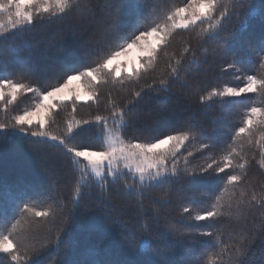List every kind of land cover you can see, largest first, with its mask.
Returning <instances> with one entry per match:
<instances>
[{"label":"snow or ice","instance_id":"obj_1","mask_svg":"<svg viewBox=\"0 0 264 264\" xmlns=\"http://www.w3.org/2000/svg\"><path fill=\"white\" fill-rule=\"evenodd\" d=\"M158 3L159 0H137L132 7L147 10L144 17L147 26L143 31L136 26L128 32L120 24L121 8L128 7L121 0L105 4L104 12L108 15L103 20L96 16L93 0H0V113H3L0 117V141L22 134L30 140L37 155L45 153V145L58 148L68 158L72 173L70 201L73 207L70 210H66L67 205L59 192L44 200L25 202L23 194L0 184V192L11 193L8 198L12 218L9 207L0 206V254L7 257L9 264H35L33 258L50 245L58 242L57 247L66 246L71 217L79 208L85 189L91 190L94 186L99 188L98 195L109 210L114 208V192L136 199L140 214L145 219L139 224V235L133 231L127 237L131 248L151 250L166 236L180 241L193 239L194 233L190 229L204 225H189L184 220L186 216L192 222L219 224L227 218L239 225L228 230V243L221 239L223 225L200 233L201 236L214 237L206 248L197 253L205 258L202 264H245L246 257L258 241L264 249V185L260 191L255 190L245 171L249 161L233 147L244 138L249 144L253 143V133L258 128H264V106L253 103L247 107L241 126L231 137L232 144H229L228 150L219 159H213L209 154L204 158L206 163L203 166L191 165L194 152L187 151L186 144L212 137L206 129L197 130L192 123L165 133L153 132L145 123V131L152 133L148 138L125 139V132L144 120V109L138 105L146 90L175 94L173 88L177 82L182 87H188L189 76L194 77L202 70V65L210 63L207 51L200 57L198 49L188 44L179 54L163 52L171 44L174 33L203 25L197 33L200 46L209 40L216 42L218 47L212 52L214 56H220L222 49L219 45L226 44L230 36L245 27L243 10L247 8L252 14L253 6L247 0H186L157 16ZM58 20L67 21L69 34L88 37V52L98 56V59L79 70L65 66L57 83L41 88L25 79L36 68L32 48L37 38L32 30L37 23L44 25ZM101 32L103 38L96 39ZM221 33L225 35L222 37ZM9 41H19L17 47L27 50V55L19 60L18 73H14L11 63L2 54L3 45ZM105 48L108 50L105 51ZM162 52L167 62L159 77H153L151 74L156 72ZM259 53H264V43L260 45ZM251 57L250 52L241 53L233 57V62L227 63L222 71L232 69L242 73L237 64H244ZM186 59L188 64L195 66L194 69L185 71ZM259 62L264 68V55H260ZM13 75L16 78H10ZM149 79L151 83H147ZM236 79L242 80V86L224 85L213 87L204 94L197 90L194 94L201 104H210L213 98H219L222 104L229 107L233 104L232 98L250 93L264 96V75H242ZM105 85L121 86L129 98L121 104L112 99L109 92L103 105L106 114L97 112L87 119H76L78 105L100 108L101 89ZM29 93L33 94L31 106L14 111L13 106ZM66 104L71 106V119L65 122L64 129L58 134L50 130L55 124L54 113ZM93 129V136L83 135ZM261 141H264V132L255 141L262 157L259 166L264 168V143ZM211 147V144L200 143L194 151L204 152ZM235 157H239L241 162L236 163ZM209 176L223 181L220 194H201L199 200L191 201L185 198L179 207L181 219L165 217L162 229L157 228L155 234L150 230L151 221L159 225L162 208L171 203L172 185L182 181L189 190L195 191L205 185ZM165 185L169 187L164 189ZM153 189L164 190L154 200L159 207L151 209L150 221L143 202L146 197L152 198ZM236 189H240L239 195ZM257 209L261 210L259 215L249 220ZM114 219H121L127 227L122 217L114 216ZM53 228L54 238L39 242L37 247L38 235L51 233Z\"/></svg>","mask_w":264,"mask_h":264},{"label":"trees","instance_id":"obj_2","mask_svg":"<svg viewBox=\"0 0 264 264\" xmlns=\"http://www.w3.org/2000/svg\"><path fill=\"white\" fill-rule=\"evenodd\" d=\"M110 2L111 0H93L96 6V16L100 20L108 15L104 12L103 5ZM121 2L128 5V7L121 8V27L128 32H131L136 26H139L140 31L145 30L147 24L144 17L147 16V10H137L132 7L137 0H121ZM184 2L186 0H159L156 15L161 16L164 10L173 6H180ZM247 2L253 6L252 14H249L247 8L243 10L242 19L246 21V25L235 35L230 36L226 44L219 45L222 49L220 56H214L212 52L218 47L216 42L209 40L203 43L202 47L200 46L201 41L197 33L200 31V27H204L203 25L192 30H177L174 33L171 44L163 52L179 54L185 44H188L192 48L198 49L197 55L200 57L207 51L210 63L202 65V70L196 73L194 77L189 76L188 87H182L177 82L173 88L175 94H159L146 90L144 98L138 105L144 109V120L137 122L133 128H129L125 132V139L148 138L152 133L145 131V123L153 132L158 133H165L173 128L192 123L197 130L199 128L206 129L212 139H197L186 144V150L194 152L191 165L203 166L206 163L204 158L209 154L213 159H219L228 150L229 144H232L231 137L235 129L241 126L244 110L252 106L253 103L256 106H264V96L250 93L243 97L232 98L233 104L229 107L227 104H222L219 98H213L210 104H201L194 93L199 90L201 94H204L213 87L220 88L224 85L235 87L240 82L236 79L237 76L264 75V68L260 67L259 62L260 55H264V53H259L260 45L264 43V0H247ZM66 24L67 21L59 20L51 24L46 22L44 25L37 23L36 28L32 30L37 38L32 48V57L36 68L31 76L25 77L32 84L41 88L50 87L57 83L65 66L79 70L98 59V56L90 55L88 52V37L69 34ZM225 24L227 25L228 22L226 21ZM224 35L225 33H221L222 37ZM103 36L102 32L98 33L96 39H102ZM19 43V41L15 43L9 41L3 45L2 49V54L11 63L14 73L19 72V60L27 55V50L17 47ZM116 43H120V41ZM107 50L105 48V51ZM163 52L157 64L156 72L151 74L153 77H159L167 62ZM249 52L252 53L251 60H246L244 64H237V68L243 70L242 73L232 69L222 71L227 63L233 62V57ZM190 68L194 69L195 66L188 64L186 59L185 71ZM181 76H184V71L181 72ZM10 78H16V75ZM147 83H151V79L147 80ZM109 92L112 94V99H116L121 104L129 98L121 86L105 85L101 89L100 108L97 109L95 105H78L75 113L76 119H87L97 112L106 114L103 105L107 102ZM29 95L31 93L20 98L16 104L19 106L18 108L25 106L23 100ZM158 96H160L159 99ZM89 103L91 104V102ZM62 107L64 110H56L54 118L55 124L64 129L63 124L66 119L64 115L72 110L70 104ZM261 132H264V128H258L253 133V143L251 144L248 143L247 138L233 144V147L237 148L243 158L249 161L245 169L247 180L256 191H260L261 186L264 185V168L259 166L262 157L255 142L260 138ZM94 134V129L83 133L85 136H93ZM261 142L264 143V141ZM200 143L211 144L212 147L204 152L194 151L199 148ZM44 148L45 153L37 155L32 150L30 140L24 138L22 134L0 141V184L23 194L25 202L44 200L46 197L54 196L59 192L62 194L63 202L67 205L66 210H70L73 205L70 201V176L72 173L69 160L63 156L58 148L48 145H45ZM181 151L185 152V149ZM235 162L240 163L241 159L235 157ZM220 175L223 176L224 174ZM92 180L95 181V178L92 177ZM168 187L165 185L164 189ZM171 187L173 193L171 203L162 208L159 225L151 221L150 214L153 207H159L154 203V200L163 194L164 189H153L152 198L146 197L144 199L143 206L149 213L147 219L151 221L150 230L154 234L157 228H163L165 217L173 220L181 219L179 207L182 200L185 198L188 201L199 200L201 194L218 195L224 184L222 180L209 176L205 185L198 187L195 191L189 190L182 181H178ZM235 191L239 195L240 189ZM98 192L99 188L95 186L91 190L85 189L79 208L71 217L66 246L57 247L58 242L50 245L33 258L35 264H202L205 258L197 255V253L206 248L214 237L201 236L200 233L218 229L223 225L224 235L221 236V239L228 243V230L232 227H239L237 222L227 218L221 220L219 224H212V222L188 221L185 216L184 220L189 225L193 223L204 225L198 229H190L194 233L193 239L180 241L171 236H166L159 241L158 246L153 245L151 250L131 248L127 237L133 231L139 235V224L145 219L140 214V207L136 199L114 192V208L109 210L102 202ZM10 195V192H0V206L9 207L10 218H12L11 201L8 198ZM260 211L257 209L255 214L249 217V220H254ZM114 216L122 217L127 222V227L125 223L121 222V219H114ZM54 236L55 228L51 233L39 234L37 247L39 242L54 238ZM0 264H9L4 254H0ZM245 264H264V249L259 246V241L257 246L249 252Z\"/></svg>","mask_w":264,"mask_h":264},{"label":"rangeland","instance_id":"obj_3","mask_svg":"<svg viewBox=\"0 0 264 264\" xmlns=\"http://www.w3.org/2000/svg\"><path fill=\"white\" fill-rule=\"evenodd\" d=\"M105 5V4H104ZM104 5H103V7H104ZM102 7V8H103ZM102 10V9H101ZM239 86H242V80H240V82H239V84L237 85V86H235V87H239ZM32 100H33V94H31V95H29V97L27 98H24V102H25V106H23V107H20V108H18L19 106H17V105H15V106H13V110L14 111H22L23 109H25L26 107H30L31 106V104H32ZM20 101V100H19ZM64 110V108L61 106L60 108H58L57 110ZM60 110V111H61ZM3 116V113H0V117H2ZM65 117H66V119H65V122L68 120V119H71V112H69V113H65V115H64ZM65 122H64V124H63V126L65 127ZM61 126L60 125H56V124H53L52 126H51V129L50 130H52V131H55V132H57L58 134L60 133V132H62V128H60ZM94 177V176H93ZM95 178V177H94ZM40 181V180H39ZM42 181V180H41Z\"/></svg>","mask_w":264,"mask_h":264}]
</instances>
